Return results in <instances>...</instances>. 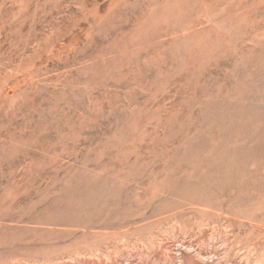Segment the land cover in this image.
I'll list each match as a JSON object with an SVG mask.
<instances>
[{"label": "rangeland", "instance_id": "rangeland-1", "mask_svg": "<svg viewBox=\"0 0 264 264\" xmlns=\"http://www.w3.org/2000/svg\"><path fill=\"white\" fill-rule=\"evenodd\" d=\"M0 264H264V0H0Z\"/></svg>", "mask_w": 264, "mask_h": 264}, {"label": "bare ground", "instance_id": "bare-ground-1", "mask_svg": "<svg viewBox=\"0 0 264 264\" xmlns=\"http://www.w3.org/2000/svg\"><path fill=\"white\" fill-rule=\"evenodd\" d=\"M195 128V127H194ZM165 130V129H164ZM165 133H166V130H165ZM163 134V133H162ZM180 136V135H179ZM217 137V136H216ZM197 138V137H196ZM215 139H217V138H215ZM178 140V139H177ZM79 179V178H78ZM89 180V179H88ZM118 183V182H117ZM121 183V182H120ZM72 184V183H71ZM76 187H78V186H76ZM72 188V187H71ZM165 189V188H164ZM168 190V189H167ZM111 192V191H110ZM163 192V191H162ZM153 193V192H152ZM75 195V194H74ZM122 197H124V196H122ZM62 198V197H61ZM69 198V197H68ZM68 200V199H67ZM75 200V199H74ZM75 202H77V201H75ZM73 203V202H72ZM120 210V209H119ZM127 219V218H126ZM141 219V218H140Z\"/></svg>", "mask_w": 264, "mask_h": 264}]
</instances>
